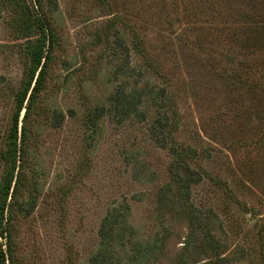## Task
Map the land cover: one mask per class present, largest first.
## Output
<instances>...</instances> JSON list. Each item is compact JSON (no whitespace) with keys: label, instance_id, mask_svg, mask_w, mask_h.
Listing matches in <instances>:
<instances>
[{"label":"rangeland","instance_id":"rangeland-1","mask_svg":"<svg viewBox=\"0 0 264 264\" xmlns=\"http://www.w3.org/2000/svg\"><path fill=\"white\" fill-rule=\"evenodd\" d=\"M27 3L37 11L33 0ZM247 4L43 3L39 11L54 31L55 45L45 87L27 122L26 176L37 201L27 216L13 211L19 264H87L97 247L102 217L120 203L130 206L129 220L140 239H151L155 232L167 235L158 264H172L184 238L191 233L190 240L197 242L205 230L217 238L229 264H264V4ZM113 18L117 22L106 27ZM10 19L11 13L0 10V137L8 128L15 107L12 96L24 72L23 40L13 33ZM130 30L143 36L145 60L163 75L144 68L142 82L164 88L170 108L164 111L145 94L140 106L144 121L106 112L90 135L82 123L84 112L94 105L108 106L111 93L133 84L126 71L117 75L123 60L119 52L125 50L117 45L121 36L131 65L143 62ZM100 31V41H95ZM42 107L63 112L61 125L52 127L38 114ZM160 115L177 123L174 140L198 153L192 166L202 179L192 186L191 201L202 223L194 232L174 203L157 211L156 198L168 180L171 161L149 131L152 119ZM28 194L29 188L22 189L19 200ZM207 257L192 248L186 260L200 264Z\"/></svg>","mask_w":264,"mask_h":264},{"label":"trees","instance_id":"trees-1","mask_svg":"<svg viewBox=\"0 0 264 264\" xmlns=\"http://www.w3.org/2000/svg\"><path fill=\"white\" fill-rule=\"evenodd\" d=\"M34 6L27 3V0H0V10L11 13V29L16 37L22 39L21 55L24 58V72L20 79L19 86L12 98L15 103L9 125L6 132L0 137V264H19L15 256V240L13 211L19 210L23 216H27L36 207L37 196L31 194L33 185L27 182V170H29V139L30 129L27 126L31 112L36 111L39 95L45 87L47 74L53 61V46L55 45L54 31L49 25L46 14L40 13L43 3L48 0H33ZM232 3L235 0H228ZM238 1V0H236ZM248 6L256 7L257 3L264 4V0H246ZM237 5V4H236ZM249 13V12H248ZM248 14L246 13L244 17ZM117 18H113L109 25L112 27ZM131 31V30H130ZM134 39L133 46L143 57L142 63L131 65V53L126 45L124 37L117 42L118 48L124 47L119 55H123L122 63L116 66L117 75L129 76L133 84L119 87L111 93L106 103L94 105L83 114V126L92 131L97 127V121L106 113L114 111L115 114L124 118L134 117L138 122L146 119L144 109L140 106L143 102V95L146 99L152 100L154 105L161 109L168 110L171 102L169 95L164 88L150 85L148 81L142 82L144 68L152 70L154 75L161 76L159 68L146 59L143 47V36H139L132 30ZM100 32H95L94 38L100 41ZM256 41L251 45L256 47ZM262 47H264L262 45ZM249 53H252L248 51ZM116 55V54H115ZM123 74L122 72H125ZM128 83V82H127ZM138 83L140 86H138ZM128 86V88H127ZM23 115L20 118L21 112ZM50 121L52 127L61 125L64 114L57 109H38ZM176 115V112H174ZM177 129V123L165 115L152 119L149 131L157 145L167 150L171 161L166 167L168 180L160 187L156 198L158 213L169 202L174 203L178 211L185 217L192 232L198 229L202 223L199 212L191 201L192 186L198 184L202 179V173L192 165L197 159V152L190 146L174 140L173 132ZM91 138L87 137L89 143ZM89 145V144H88ZM29 188L30 194L23 200H19L21 191ZM36 189V188H34ZM170 197H172L170 199ZM130 206L127 203L111 206L101 219L97 231V247L89 255L87 264H158L166 247L167 235L154 234L151 239H140L139 231L129 220ZM199 230V229H198ZM191 233L184 238L182 250L175 256L172 264H193L199 261L187 263L186 255L190 249H196L208 255L207 260L200 264H229V258L222 256L223 251L219 241L214 234L204 231L200 234V240H190Z\"/></svg>","mask_w":264,"mask_h":264}]
</instances>
